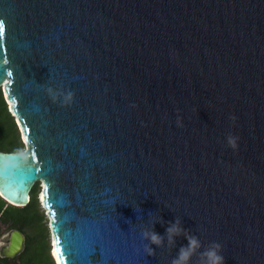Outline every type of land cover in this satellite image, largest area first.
Here are the masks:
<instances>
[{
  "label": "water",
  "instance_id": "water-1",
  "mask_svg": "<svg viewBox=\"0 0 264 264\" xmlns=\"http://www.w3.org/2000/svg\"><path fill=\"white\" fill-rule=\"evenodd\" d=\"M0 20L25 145L0 150V193L39 183L55 264L56 236L71 264H171L187 240L149 256L141 232L176 218L224 264H264V0H0ZM1 237L0 256L25 246Z\"/></svg>",
  "mask_w": 264,
  "mask_h": 264
},
{
  "label": "trees",
  "instance_id": "trees-1",
  "mask_svg": "<svg viewBox=\"0 0 264 264\" xmlns=\"http://www.w3.org/2000/svg\"><path fill=\"white\" fill-rule=\"evenodd\" d=\"M23 141L14 116L0 88V150L19 151ZM40 185L36 182L25 205L7 202L0 195V233L3 226L16 227L25 235L23 250L13 257L0 256V264H55L51 255L49 228L45 209L38 197Z\"/></svg>",
  "mask_w": 264,
  "mask_h": 264
},
{
  "label": "clouds",
  "instance_id": "clouds-1",
  "mask_svg": "<svg viewBox=\"0 0 264 264\" xmlns=\"http://www.w3.org/2000/svg\"><path fill=\"white\" fill-rule=\"evenodd\" d=\"M47 92L53 102L58 97H62V104H70L73 99V92H56L51 87L47 89ZM179 122V118H178ZM228 146L235 149L237 145L238 137L229 134L227 136ZM155 221L152 223L151 229H143L141 237L147 243L144 244V251L147 255L154 254L155 249L152 245L160 247L167 240V244L175 246V238L183 236L187 240V244L181 246L177 252V255L171 260V264H191L193 256H196V264H224V256L222 255V246L218 242H211L206 247L202 246L201 241L194 234H189L186 229L181 225L180 219L176 218L174 222H168V226L165 229L164 235L157 233L154 230Z\"/></svg>",
  "mask_w": 264,
  "mask_h": 264
},
{
  "label": "snow or ice",
  "instance_id": "snow-or-ice-1",
  "mask_svg": "<svg viewBox=\"0 0 264 264\" xmlns=\"http://www.w3.org/2000/svg\"><path fill=\"white\" fill-rule=\"evenodd\" d=\"M4 31H5L4 22H3V20H0V44L3 43ZM0 67H3V66L0 65ZM7 75L9 78H11L12 73L9 71V72H7ZM5 83H8V81H5ZM9 95L11 96L10 93H9ZM11 103H12V105H15V98L14 97H11ZM15 114L17 116H20V113L18 111H16ZM18 123H21L23 125V130L25 133H27L28 128H27V125L24 124L22 117L20 120H18ZM25 139L28 140L27 135L25 136ZM34 158H35V156L33 154V159ZM35 170L39 171L38 168H35ZM2 194L3 193H0V195H2ZM41 199H42V202L47 204V206L49 207V210L51 211L52 206L48 201V185H47V183H45V185H44V191L42 193ZM54 220H55V213H52V226L54 225ZM53 245H54V248H53L54 254L57 255V257H58L57 264H71V261H68V262L65 261V257L68 256L69 253L67 251V248L63 245V243L61 241H58L57 236L53 241Z\"/></svg>",
  "mask_w": 264,
  "mask_h": 264
},
{
  "label": "rangeland",
  "instance_id": "rangeland-1",
  "mask_svg": "<svg viewBox=\"0 0 264 264\" xmlns=\"http://www.w3.org/2000/svg\"><path fill=\"white\" fill-rule=\"evenodd\" d=\"M8 106H9V103H7V108H8ZM24 144V143H23ZM25 146V145H24ZM47 222H48V219H47ZM10 228H6L5 226H3V231L0 233V242H1V236L3 235V234H5L8 230H9Z\"/></svg>",
  "mask_w": 264,
  "mask_h": 264
},
{
  "label": "bare ground",
  "instance_id": "bare-ground-1",
  "mask_svg": "<svg viewBox=\"0 0 264 264\" xmlns=\"http://www.w3.org/2000/svg\"><path fill=\"white\" fill-rule=\"evenodd\" d=\"M9 103H10V101H9ZM39 196H40V198H41V196H42V193H41V192H40ZM53 254H54V251H53ZM54 257H55V259H56V261H57V255L54 254Z\"/></svg>",
  "mask_w": 264,
  "mask_h": 264
}]
</instances>
